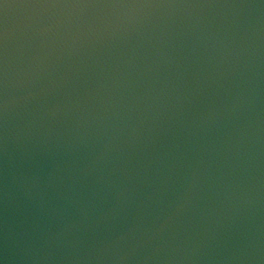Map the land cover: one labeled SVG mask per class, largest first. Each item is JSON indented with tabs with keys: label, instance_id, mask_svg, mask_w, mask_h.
<instances>
[{
	"label": "water",
	"instance_id": "95a60500",
	"mask_svg": "<svg viewBox=\"0 0 264 264\" xmlns=\"http://www.w3.org/2000/svg\"><path fill=\"white\" fill-rule=\"evenodd\" d=\"M0 264H264V0H0Z\"/></svg>",
	"mask_w": 264,
	"mask_h": 264
}]
</instances>
